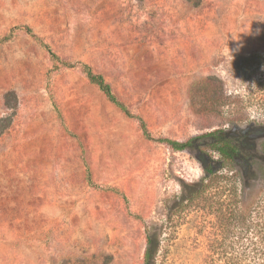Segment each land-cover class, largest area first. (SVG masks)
I'll list each match as a JSON object with an SVG mask.
<instances>
[{
  "label": "rangeland",
  "instance_id": "1",
  "mask_svg": "<svg viewBox=\"0 0 264 264\" xmlns=\"http://www.w3.org/2000/svg\"><path fill=\"white\" fill-rule=\"evenodd\" d=\"M250 126L264 155V0H0V264H144L153 234L157 264H253L264 175L159 141Z\"/></svg>",
  "mask_w": 264,
  "mask_h": 264
},
{
  "label": "trees",
  "instance_id": "2",
  "mask_svg": "<svg viewBox=\"0 0 264 264\" xmlns=\"http://www.w3.org/2000/svg\"><path fill=\"white\" fill-rule=\"evenodd\" d=\"M14 30H25L35 40L36 43L43 47L55 62V70H58L62 67H71L68 63L60 62L59 57L53 53L49 46L45 44L40 37L34 34L30 28H14L13 31ZM83 71L89 80L96 84L112 103L121 108L128 116L132 118L135 117L129 112L128 108L119 101L113 92L112 85L106 81L102 74L95 72L89 66H84ZM207 81L209 82V80ZM204 83L207 85V87H210L207 82L204 81ZM203 98L204 103L210 105V107H214L218 99L216 95L210 94L209 92L206 93ZM138 119L145 137L152 139L151 134L148 132L143 120L141 118ZM11 125L12 122L10 120L3 128L4 131L9 129ZM254 136L255 129L253 126H250L248 133L239 138L230 135L228 131H224L208 134L205 138L201 139V142H199L200 139H192L186 143L174 142L168 139L159 141L171 145L175 151L194 150L197 152L200 149L205 148L219 153L221 155V159L217 160L215 165L220 169L224 167L238 169L245 190H248L257 180L258 174L259 176L264 175V155L259 152V145L254 141ZM259 137L261 140H264V128L261 130ZM206 173L205 179H212L216 175L215 171H210L207 168ZM261 241L263 242L262 247L264 249V232L263 236L261 237ZM159 247L160 240L158 234L148 235L147 248L144 255V264H157ZM251 262H253V264H264V251L252 256Z\"/></svg>",
  "mask_w": 264,
  "mask_h": 264
}]
</instances>
